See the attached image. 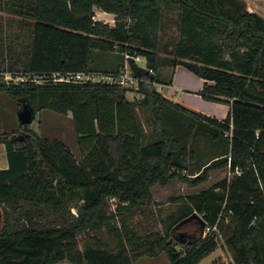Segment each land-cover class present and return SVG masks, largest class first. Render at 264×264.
Listing matches in <instances>:
<instances>
[{"label":"trees","instance_id":"obj_1","mask_svg":"<svg viewBox=\"0 0 264 264\" xmlns=\"http://www.w3.org/2000/svg\"><path fill=\"white\" fill-rule=\"evenodd\" d=\"M96 8L113 14L114 24L97 20ZM0 9L18 18L14 37L22 47L8 43L0 22V71L118 74L129 55L146 60L142 78L151 82L140 83L143 97L135 100L128 88L107 83L0 87L19 111L33 108L32 119L44 110L72 114L80 149L78 159L64 141L28 125L0 132L9 160L0 170V264H135L164 253L170 264H199L220 240L230 264H264V19L246 1L0 0ZM173 12L178 36L170 45L162 30ZM98 52L120 53L124 62L99 69ZM163 53L206 81L203 98L230 105L225 119L156 90ZM140 112L152 129L148 141ZM186 119L195 124L193 135ZM223 167L230 175L189 194L164 233L143 236L123 220L113 228L120 238L115 249L80 248L83 234L151 204L155 185L178 179L197 186ZM109 199L117 200L113 211ZM194 213L204 220L202 230L181 235ZM206 225H217L220 234H204Z\"/></svg>","mask_w":264,"mask_h":264},{"label":"rangeland","instance_id":"obj_2","mask_svg":"<svg viewBox=\"0 0 264 264\" xmlns=\"http://www.w3.org/2000/svg\"><path fill=\"white\" fill-rule=\"evenodd\" d=\"M246 1L249 10L257 13L264 19V0H244ZM97 20H103L104 22L114 24L115 19L105 14L104 11L96 8L95 10ZM177 14L175 12L166 14L163 20L162 40L170 45L177 39V27H176ZM0 22L4 25V32L7 36L8 43L11 41L14 43V48L18 52L22 50L21 44L18 39L14 37V34L19 33L21 30L18 18L11 13L0 9ZM170 57L167 54H162L160 64V78L167 83H173L175 90V98L187 102L188 104L199 106L198 111L216 113L214 111V101L208 99H202L199 95V77L187 69L183 65H172L169 61ZM124 62V58L120 53L111 52L103 53L98 52L95 54V67L99 69H114L118 65ZM137 64L141 67H146V60L143 57H138ZM161 94H171V89L167 87L156 86ZM174 95V94H173ZM128 98L135 100L141 98V92L135 88H131L127 93ZM183 104V103H182ZM185 104H183L184 106ZM195 110L196 107H195ZM140 119L145 125L147 132L146 141H148L151 133V126L147 120L146 115L139 113ZM189 119L185 120L187 132L195 133V124ZM22 126L19 118V103L15 99L11 98L4 92H0V132H11L20 130ZM29 128L39 133L42 137L58 138L64 141L74 152L76 157L80 159V149L78 145V136L75 131L74 120L72 114H60L51 110H44L37 112L35 118L28 124ZM175 132L176 129L174 128ZM193 135V134H192ZM203 134H201L202 136ZM23 136V134H21ZM202 138V137H201ZM189 142L193 140V136L188 137ZM200 148H204L203 139H201ZM229 169L226 167L213 170L210 173L209 180L194 186L187 182L179 181L175 179L167 186H161L159 184L152 188L153 202L140 209L135 210L131 214L123 213L119 214L116 218L112 219L107 225L104 226L100 232H88L79 237L80 248L83 250L86 245L103 246L108 249H115L120 243V238L114 233L113 228H121L123 220L134 228L139 234L147 236L152 232L164 233L170 224L172 218H174L182 204L185 202L186 197L189 194L198 193L203 189L211 187L214 183L222 180L226 176H229ZM110 210H115L117 206V200L109 199ZM76 209L73 213L76 214ZM195 217L189 221L184 228L178 230L180 233L188 232L190 228H197L202 230L200 218ZM1 209H0V225ZM189 229V230H188ZM264 241V238H263ZM222 264H230L232 262L231 253L228 250L224 240H220L217 250L205 257L199 264H214L215 262ZM169 258L164 253L157 258L145 257L135 264H169ZM60 264H73L69 261H64Z\"/></svg>","mask_w":264,"mask_h":264},{"label":"built area","instance_id":"obj_3","mask_svg":"<svg viewBox=\"0 0 264 264\" xmlns=\"http://www.w3.org/2000/svg\"><path fill=\"white\" fill-rule=\"evenodd\" d=\"M115 22V21H114ZM129 55H126V62L124 67L118 74L105 73L100 71H78V72H52L45 74H36L33 72H15V71H0V87H11L19 86L23 83L32 82L35 84H44L47 81H53L54 83L61 82H72V83H107V84H116L123 88H135L141 92L140 83L144 82L150 84L149 80H145L142 77L137 76L131 69L128 59ZM137 60L138 57H134ZM147 68V67H145ZM150 73L153 74V71L150 70ZM154 86L167 87V85L161 83H153ZM156 90L160 92L157 87ZM161 93V92H160ZM143 97V93L141 92ZM141 97V98H142ZM238 175L241 174L239 170L236 171ZM216 232L220 234L217 225H206L204 234H210Z\"/></svg>","mask_w":264,"mask_h":264},{"label":"crops","instance_id":"obj_4","mask_svg":"<svg viewBox=\"0 0 264 264\" xmlns=\"http://www.w3.org/2000/svg\"><path fill=\"white\" fill-rule=\"evenodd\" d=\"M104 13L105 14H108V15H110V16H112L114 18V15L113 14L106 13V12H104ZM199 79H200L199 80V84L200 85L198 86V88H199L200 91H202V89H203L204 84H205L206 81L204 79L200 78V77H199ZM161 84L167 85L166 90L167 89H171L172 90L171 91V94L165 95L169 100H171L174 103H179L181 105L185 104L184 106L187 107V108H189V109H191V110H195V107L197 109L195 111H198L199 110V108H200L199 106H195V105L193 106L191 104H188L187 102L185 103V102H182V101H180V100H178V99L175 98V90H177V88L174 87V84L173 83H167V82H164V81L161 80ZM199 96L202 99H204L201 96V94ZM213 103H215L214 104L215 105L214 106V111L216 113L213 114V113H209V112H202L204 110L198 111V112H202V113H204L206 115H209L211 117H215V118H217L219 120L225 119L227 117L229 111H230V105L229 104H226V103H220V102H213ZM8 167H9V160H8L7 150H6L5 145L3 143H1L0 144V170L8 169ZM175 232H176V230H173V233H175ZM187 238H189L188 235L185 237L184 240L186 241Z\"/></svg>","mask_w":264,"mask_h":264},{"label":"water","instance_id":"obj_5","mask_svg":"<svg viewBox=\"0 0 264 264\" xmlns=\"http://www.w3.org/2000/svg\"><path fill=\"white\" fill-rule=\"evenodd\" d=\"M128 63L132 71L139 77L143 76L147 72V68L139 66L134 57H129ZM32 114H33V108H29L27 105H25L23 109L19 111V118H20L21 124L28 125L33 120ZM21 138L23 139V136H21ZM195 217L199 218V215L197 213H194L188 219H192ZM200 221H201V224L204 225V220L202 218H200ZM181 235H183V233Z\"/></svg>","mask_w":264,"mask_h":264}]
</instances>
